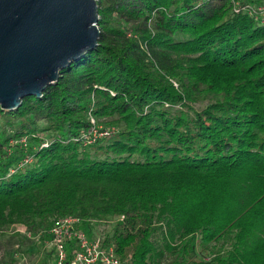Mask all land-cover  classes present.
I'll use <instances>...</instances> for the list:
<instances>
[{"label":"trees","instance_id":"trees-1","mask_svg":"<svg viewBox=\"0 0 264 264\" xmlns=\"http://www.w3.org/2000/svg\"><path fill=\"white\" fill-rule=\"evenodd\" d=\"M95 2L96 48L0 110V232L77 217L111 222L121 264H264V26L231 0ZM90 119L117 133L87 144Z\"/></svg>","mask_w":264,"mask_h":264},{"label":"water","instance_id":"water-1","mask_svg":"<svg viewBox=\"0 0 264 264\" xmlns=\"http://www.w3.org/2000/svg\"><path fill=\"white\" fill-rule=\"evenodd\" d=\"M95 0H0V110L39 98L97 46Z\"/></svg>","mask_w":264,"mask_h":264},{"label":"built area","instance_id":"built-area-1","mask_svg":"<svg viewBox=\"0 0 264 264\" xmlns=\"http://www.w3.org/2000/svg\"><path fill=\"white\" fill-rule=\"evenodd\" d=\"M231 1L235 13L244 11L264 26V5L241 6L240 0ZM90 125L89 135L85 138L87 144L117 133L115 128L97 126L93 119H90ZM42 244L54 264H121L113 246L105 243V234H101L100 229L86 233L82 228V220L77 217L67 216L53 220Z\"/></svg>","mask_w":264,"mask_h":264},{"label":"rangeland","instance_id":"rangeland-1","mask_svg":"<svg viewBox=\"0 0 264 264\" xmlns=\"http://www.w3.org/2000/svg\"><path fill=\"white\" fill-rule=\"evenodd\" d=\"M209 100H205L193 106L194 110H200L208 104ZM178 109V108H175ZM99 139V138H98ZM112 225L110 221L98 223L95 230L100 229L101 234H106L110 231ZM15 234H18L17 237ZM23 227H10L0 232V264L6 261L9 257H13L16 264H54L52 257H49L44 245L37 237L28 236L27 241L19 244L21 236H25ZM18 250H20L18 252Z\"/></svg>","mask_w":264,"mask_h":264}]
</instances>
